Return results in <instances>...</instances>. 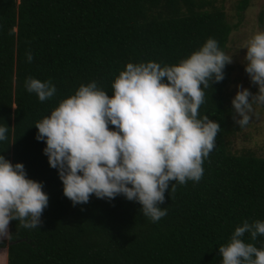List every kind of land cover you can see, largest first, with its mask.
Returning a JSON list of instances; mask_svg holds the SVG:
<instances>
[{"label": "trees", "instance_id": "1", "mask_svg": "<svg viewBox=\"0 0 264 264\" xmlns=\"http://www.w3.org/2000/svg\"><path fill=\"white\" fill-rule=\"evenodd\" d=\"M250 1H239V15ZM232 30L214 0H0V124L9 127L0 155L23 163L49 195L38 228L10 221L7 264H221L218 247L235 227L264 220V157L230 149L243 128L232 119L226 95L229 65L223 81L204 89L199 108L221 127L203 176L172 192L171 182L160 205L167 215L157 222L123 195H93L73 206L43 153L45 143L35 138V123L81 84L95 81L111 95L127 63L177 64L208 38L227 54ZM29 76L50 79L55 95L40 101L25 88ZM243 239L264 245L261 235Z\"/></svg>", "mask_w": 264, "mask_h": 264}, {"label": "clouds", "instance_id": "2", "mask_svg": "<svg viewBox=\"0 0 264 264\" xmlns=\"http://www.w3.org/2000/svg\"><path fill=\"white\" fill-rule=\"evenodd\" d=\"M245 72L258 87L253 94L237 85L231 100L232 119L240 128L253 117L254 106H264V30L256 31L243 47ZM27 61L33 60L26 52ZM233 62L214 38L177 64L129 62L112 82V94L95 81L81 84L62 99L49 115L35 123L36 140L43 141L49 166L58 172L63 194L73 206L91 196L112 200L123 195L138 202L153 222L167 215L161 208L165 193L177 184L203 176L204 160L216 147L220 123L200 116L204 89L225 78ZM25 88L40 101L57 91L52 81L27 77ZM251 98V100L249 99ZM114 126V127H110ZM9 127L0 124V141ZM42 181L28 177L23 163L0 155V240L11 238L10 221L28 229L42 224L49 195ZM264 236V220H244L227 243L218 247L221 264H264V245L245 242Z\"/></svg>", "mask_w": 264, "mask_h": 264}, {"label": "rangeland", "instance_id": "3", "mask_svg": "<svg viewBox=\"0 0 264 264\" xmlns=\"http://www.w3.org/2000/svg\"><path fill=\"white\" fill-rule=\"evenodd\" d=\"M214 1L216 5L224 9L228 23L233 26L227 46V54L232 55L233 58V62L228 64L232 68V72L231 81L226 89L227 98L231 102L238 90L237 85L248 88L253 94L258 92V87L250 82V78L245 72L244 57L247 49L243 47L256 31L264 30L262 16L264 15V0H251L247 9L240 15L237 10L240 0ZM249 99L251 100V98ZM254 108L250 123L231 139L230 149L233 152L251 150L257 156L264 157V106H254ZM0 264H6V249L2 241H0Z\"/></svg>", "mask_w": 264, "mask_h": 264}, {"label": "crops", "instance_id": "4", "mask_svg": "<svg viewBox=\"0 0 264 264\" xmlns=\"http://www.w3.org/2000/svg\"><path fill=\"white\" fill-rule=\"evenodd\" d=\"M0 241H4L5 246H8V242H7L6 238H4L3 240H0ZM5 249H6V264H7V248H5Z\"/></svg>", "mask_w": 264, "mask_h": 264}]
</instances>
